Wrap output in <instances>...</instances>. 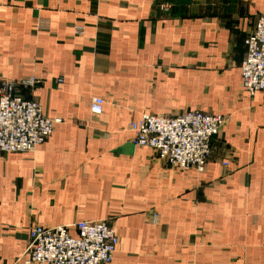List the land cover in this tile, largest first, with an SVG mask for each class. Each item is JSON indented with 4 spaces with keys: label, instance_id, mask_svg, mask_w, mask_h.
Listing matches in <instances>:
<instances>
[{
    "label": "crops",
    "instance_id": "crops-1",
    "mask_svg": "<svg viewBox=\"0 0 264 264\" xmlns=\"http://www.w3.org/2000/svg\"><path fill=\"white\" fill-rule=\"evenodd\" d=\"M260 16L264 0H0V88L37 77L19 95L59 120L36 152H0V264H25L34 227L104 220L112 264H264V97L240 72ZM195 111L227 120L204 172L134 145L142 115Z\"/></svg>",
    "mask_w": 264,
    "mask_h": 264
},
{
    "label": "built area",
    "instance_id": "built-area-1",
    "mask_svg": "<svg viewBox=\"0 0 264 264\" xmlns=\"http://www.w3.org/2000/svg\"><path fill=\"white\" fill-rule=\"evenodd\" d=\"M169 11V6H162ZM82 35L83 27H77ZM246 57L240 66L243 91L250 97H264V16L256 20L245 40ZM41 81L31 76L19 81L2 82L0 88V152L34 153L54 133L59 120L47 117L41 105L26 100L19 90L35 88ZM105 101L94 98L90 111L104 112ZM221 115L195 111L176 118L144 114L130 124L134 145L148 148L180 171L204 172L211 155L213 139L226 125ZM224 167H229L225 162ZM156 218V217H155ZM75 233V234H73ZM120 238L109 221L80 222L56 228L34 227L25 254V264H112Z\"/></svg>",
    "mask_w": 264,
    "mask_h": 264
}]
</instances>
